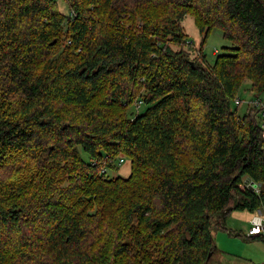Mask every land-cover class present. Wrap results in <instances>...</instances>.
<instances>
[{
    "label": "trees",
    "instance_id": "16d2710c",
    "mask_svg": "<svg viewBox=\"0 0 264 264\" xmlns=\"http://www.w3.org/2000/svg\"><path fill=\"white\" fill-rule=\"evenodd\" d=\"M64 1L0 0V264H210L264 213V0Z\"/></svg>",
    "mask_w": 264,
    "mask_h": 264
},
{
    "label": "rangeland",
    "instance_id": "374dc122",
    "mask_svg": "<svg viewBox=\"0 0 264 264\" xmlns=\"http://www.w3.org/2000/svg\"><path fill=\"white\" fill-rule=\"evenodd\" d=\"M60 11L64 14H68V7L64 0H56ZM186 33L190 36L191 41L195 47L200 48L203 37L201 36L198 28L196 27L193 19L187 17L183 23ZM230 47V42L227 41L222 31L214 30L206 40L203 52L207 57L210 64H213L217 53L226 52V48ZM216 51H218L216 53ZM237 98L242 100V104L237 106L235 103L233 109L238 110L239 116L247 115L248 112L253 109V104L258 99L253 92L250 91V83L246 82ZM263 98V97H262ZM145 106L139 108L138 112H143ZM130 112H135L136 109L132 106L129 109ZM257 121L260 122V114L257 116ZM82 158L89 162L90 157L82 149H80ZM119 169L118 171H110L112 178L121 177L129 178L132 173L131 161L124 159L123 163L118 160ZM250 179H246L249 181ZM261 193V192H260ZM259 193V194H260ZM258 194V193H256ZM258 194V195H259ZM260 213L264 214L263 211L259 210L255 214H252L248 210H234L225 219V230H215L213 232L214 241L217 249L210 260V264H264V242L253 241L248 239V232L252 226L251 220L259 216ZM240 234V235H238Z\"/></svg>",
    "mask_w": 264,
    "mask_h": 264
},
{
    "label": "built area",
    "instance_id": "2783aa9c",
    "mask_svg": "<svg viewBox=\"0 0 264 264\" xmlns=\"http://www.w3.org/2000/svg\"><path fill=\"white\" fill-rule=\"evenodd\" d=\"M140 103L139 107H141ZM235 104L237 106H240L242 104V100L240 98H237L235 101ZM252 104L254 105L253 108H259L261 109L260 111V128L263 132V138H264V100L262 98H258L256 99L254 102H252ZM124 162V157L120 158V163ZM246 186H248L249 188L252 187L253 191L255 193H260L261 192V187L255 183H252L251 180L247 181ZM251 228L248 232V236L247 237H262L264 238V214L260 213L259 216L255 217L253 220H251Z\"/></svg>",
    "mask_w": 264,
    "mask_h": 264
},
{
    "label": "water",
    "instance_id": "95a60500",
    "mask_svg": "<svg viewBox=\"0 0 264 264\" xmlns=\"http://www.w3.org/2000/svg\"><path fill=\"white\" fill-rule=\"evenodd\" d=\"M250 189L253 190L252 187Z\"/></svg>",
    "mask_w": 264,
    "mask_h": 264
},
{
    "label": "clouds",
    "instance_id": "9594fccd",
    "mask_svg": "<svg viewBox=\"0 0 264 264\" xmlns=\"http://www.w3.org/2000/svg\"><path fill=\"white\" fill-rule=\"evenodd\" d=\"M251 188V187H250ZM253 191V190H252Z\"/></svg>",
    "mask_w": 264,
    "mask_h": 264
}]
</instances>
